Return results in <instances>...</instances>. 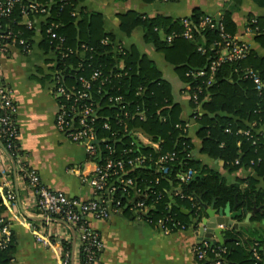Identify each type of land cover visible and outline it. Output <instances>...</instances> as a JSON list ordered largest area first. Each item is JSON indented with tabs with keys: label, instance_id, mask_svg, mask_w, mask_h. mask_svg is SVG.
Instances as JSON below:
<instances>
[{
	"label": "trees",
	"instance_id": "16d2710c",
	"mask_svg": "<svg viewBox=\"0 0 264 264\" xmlns=\"http://www.w3.org/2000/svg\"><path fill=\"white\" fill-rule=\"evenodd\" d=\"M31 1L38 8L44 7L47 10L42 15L31 11V30L25 29L20 23L19 9L14 10L10 18L0 19L2 29L15 33L18 38L31 44L32 48L36 34L34 21L41 19L39 33L42 40L39 48L44 53L56 49L55 38L51 34L64 39L63 47L79 51L78 58L75 55L64 61L57 60L56 70L60 71L65 85L80 88L77 78H88L94 71H99L101 78L105 79L101 95L96 93L97 82L92 84L90 92L91 100L101 105L99 117L97 116L94 124L98 139L95 145L101 156L92 160L101 165L107 156L123 161L139 156L146 159L141 167L126 168L115 183V190L101 194V199L110 197L113 204L119 202L121 208L127 198L125 192L129 189L123 182L131 179L141 193V198L135 204L142 202L147 208L143 213L137 210L141 218L174 230L181 225L187 226L188 218L179 212V208L170 205L167 189L171 182L179 188L173 200L179 207L191 210L194 217L202 215L200 203L209 205L214 200L215 207L218 208L227 202L232 204L236 198L249 209H262L253 216V220L261 221L264 218V188L258 186L259 179L264 181V88L259 94L253 80L246 76L247 70H252L264 85V57L248 50L243 60H224L209 85L207 75L194 76L197 71L208 70L210 62L224 46L226 36L234 38L236 26L231 10L239 6L240 0H233L234 7L221 15L217 29L200 26L201 20L208 15L198 8L193 9L188 17L177 19L161 16L150 18L134 12L120 14L117 19L120 31L126 35L135 28H142L144 41L156 50L163 51L166 60L173 64L179 79L184 83L187 94L190 97L194 93L198 95L201 114L195 116V122L198 125L196 137L201 142V153L221 159L231 171L241 167L251 169L254 176L244 180L247 186L243 190L239 184L227 185L216 171L201 167L193 158L194 146L188 136V123L181 119L180 106L173 103L169 84L162 80L153 63L140 56L135 49H124L121 54H115L112 49L115 37L103 29V17L100 14L86 12L80 7L83 0ZM254 2L264 8V0ZM184 19L191 23V40L181 36ZM247 27L255 34V42L264 48V15L248 17ZM47 30L50 32L47 33ZM169 35L175 36L170 43L166 41ZM103 39L108 40L106 45L101 43ZM81 45L85 48L81 49ZM199 47L205 52L201 53ZM119 61L123 62V68H114ZM79 63L80 69L77 68ZM70 71L74 73V77L70 83H66L69 80H66V75H70ZM109 96H120V105L109 104ZM189 102L196 107L191 100ZM137 114L142 116V120ZM103 124H108L109 129H103ZM130 131H139L157 143V149L143 146L136 151ZM246 131L250 132L248 136L243 134ZM0 140L6 148V141ZM11 145L18 146L17 140H12ZM7 151L13 159L16 157L14 151ZM168 153H173L174 159L164 164L168 167L164 174L160 171L158 160ZM188 170L192 171V178L183 184L178 175ZM195 175L200 177L193 180ZM115 179L117 178L113 180ZM5 212L6 208L0 200V214ZM0 220L3 221L0 229L3 225H9L6 217L0 216ZM10 233L7 247L0 249V264H11L13 260L15 238ZM224 237L226 241L223 246L217 243L205 249V259L209 263L217 259L215 252L223 248L225 254L220 260L225 264H254L250 251L253 243H258L264 258L263 238L251 243L241 241V237L233 230L225 231ZM62 246L70 249L68 243L62 242ZM80 258L82 259V255Z\"/></svg>",
	"mask_w": 264,
	"mask_h": 264
},
{
	"label": "crops",
	"instance_id": "0c3cea01",
	"mask_svg": "<svg viewBox=\"0 0 264 264\" xmlns=\"http://www.w3.org/2000/svg\"><path fill=\"white\" fill-rule=\"evenodd\" d=\"M80 5L88 13L100 14L105 32L113 34L115 42L126 51L135 49L140 56L151 61L161 74L162 80L169 84L173 103L180 106L181 119L188 123V136L194 146L193 158L201 167L216 171L227 185L239 184L241 190L245 189L247 184L244 180L254 176L251 169L241 167L231 171L221 159L201 153V142L196 137L198 125L195 122V116L201 114V109L193 107L189 102L185 85L179 79L173 64L166 60L163 51L156 50L144 41L142 28H135L126 35L120 31L117 19L118 15L126 12L150 18L161 16L177 19L188 17L195 8L207 15L221 17L225 11L234 7L233 0H83ZM231 11L236 26L234 37L243 41L250 51L264 57V48L255 42V34L247 30L248 17L263 16L264 8L259 7L254 0H240L239 6ZM41 22V19L34 21L36 34L29 53H24L17 47H9L7 53L0 57V83L11 98L19 148L13 159L0 140V200L4 206L3 191L13 195L10 209L5 206L6 212L0 216L7 218L8 227L15 238L11 264H60L59 249L41 246L36 242L33 232L60 235L64 232L61 227L68 231L66 234L70 237L68 244L71 261L78 264L79 245L76 231L62 222L46 224V220L36 210L35 196L27 187L22 172L25 168L35 170L43 186L80 202L99 199L93 188L84 182V179L95 173L96 163L90 159L82 143L67 140L55 125L57 103L50 92V78L56 70L57 58L53 52L44 53L39 48L42 40L39 33ZM70 69L73 70L71 66ZM72 77L74 73L70 71V75H66V80L69 79L66 83H70ZM131 134L136 151L143 146L157 149L158 144L139 131H132ZM135 143L141 148H137ZM196 176L200 177H194ZM117 181H111L110 193ZM258 186L264 188L262 179H259ZM128 188L125 192L126 201L121 208L108 201L109 219L100 220L90 214L82 218L98 235L102 244L96 264H200L193 253V247L200 242L195 232L197 230L198 233V228L192 229L188 219L187 226L181 225L174 230L166 227V232L162 225L144 221L135 209V201L141 198L140 189H136L133 183ZM171 191L173 199L179 188L170 182L168 196ZM173 207L179 208L181 214L184 210L188 211L185 207H179L175 201ZM258 209L256 213L262 210L260 207ZM254 215L247 227L236 232L241 241L251 243L264 239V218L256 221L253 220ZM244 219L245 215H242L236 221L242 223ZM226 231L231 230L226 228ZM213 241L214 245L218 243L216 238Z\"/></svg>",
	"mask_w": 264,
	"mask_h": 264
},
{
	"label": "built area",
	"instance_id": "2783aa9c",
	"mask_svg": "<svg viewBox=\"0 0 264 264\" xmlns=\"http://www.w3.org/2000/svg\"><path fill=\"white\" fill-rule=\"evenodd\" d=\"M163 2L168 0H161ZM19 6V8H18ZM19 9L21 15L20 23L27 30H31L33 23L31 22L30 15L31 11L37 14H46L47 10L44 7L38 8L37 5L31 0H0V19H7L13 15L14 10ZM183 32L181 36L184 39L191 40V23L188 19H184L182 22ZM201 27L209 28H219L214 17L205 16L200 23ZM247 30L250 29L247 27ZM50 30H47L49 33ZM52 38H55L56 49L53 50L55 57L59 61L67 60L69 57H73L79 54L78 49H71L63 47L64 39L62 37H57L55 34H51ZM174 35H169L166 41L170 43L174 38ZM102 44L106 45L108 43L107 39L101 41ZM9 47H17L24 53H29L31 51V44L27 43L22 38H18L17 35L9 30H3L2 25H0V57L4 56ZM81 49L85 46L81 45ZM112 49L115 54H121L124 49L121 45L116 42H112ZM201 53L205 50L201 47L198 48ZM247 45L237 38L225 37V44L217 53V57L213 59L208 67L207 71L200 70L194 73L196 77L208 76L207 84H211L215 73L221 62L227 61H240L243 60L248 52ZM81 64L77 65L80 69ZM117 69L123 68V62L119 61L116 63L115 67ZM246 76L253 80L255 89L259 94L260 90L264 88V85L258 78V75L252 71L247 70ZM62 75L60 71L55 70L54 74L50 78V92L57 103V110L55 114V125L59 133L64 135L67 140L77 143H82L87 151L88 156L92 160L93 158H98L101 156L99 153L96 142L97 134L95 131V121L97 116L99 117V109L101 108L100 103L92 101L91 89L94 82L98 83L97 94L101 95L102 87L104 85L105 79L101 78L99 71L92 72L88 78L79 76L77 81L80 83V88L74 85H65L63 83ZM189 100H191L196 108L200 107L198 102V95L196 93L192 94ZM206 98V97H205ZM109 104L120 105L122 98L120 96H109L107 98ZM13 115V105L9 92L0 83V138L6 141L7 147L14 151L16 154L19 150L18 146L11 145V141L17 140V134L14 127ZM126 115V114H125ZM139 119L142 120V116L137 114ZM118 117V115H116ZM103 129H109L108 124H103ZM132 131L129 132L130 135ZM249 131L243 132L244 135L248 136ZM111 154V150L109 149ZM16 156V155H15ZM174 159L173 153H168L158 160L161 165L160 171L162 173H167L168 167L165 163L172 162ZM145 158L142 156L135 158H128L126 161L121 159H111L110 157H105L103 164L97 165L95 173L84 179V182L89 184L95 193L99 195V199L90 202H80L76 198H70L65 196L61 192H56L50 190L49 188L43 186L40 182L39 176L35 170L30 168H25L22 170L23 177L27 184V187L32 191L35 196V206L39 214L46 220V224L49 222H62L66 225H70L77 233V242L79 245V260L78 264H96L97 255L102 249V244L99 237L94 233L85 222H81L82 218L88 214L93 215L95 218L100 220L109 219V211L107 208V203L112 199L106 197L101 199L100 195L103 193H110L109 181L114 178L120 179V177L125 173L126 168L141 167L144 165ZM163 164V166H162ZM192 178V171L188 170L182 172L178 175V179L181 183L186 184ZM132 180L128 179L123 182L125 187L132 185ZM115 189L112 188L111 192ZM13 200V195L6 193L5 199L3 200L5 206L9 210L11 201ZM116 207L120 206L119 202L114 204ZM136 210L140 212H145L147 209L142 202L136 204ZM3 221L0 220V223ZM222 227V226H221ZM63 233L60 235L49 234L42 235L37 232H33L35 240L43 247H57L60 251V264H73L71 261V255L69 249H64L63 243H69V235L66 234L68 231L61 227ZM166 229V227L164 228ZM10 229L7 225H3L0 229V249L7 247L10 242ZM167 232V229H166ZM196 237H198L197 230ZM210 246L209 241L205 238H201L200 242L193 247V253L195 260L199 263L208 264L209 261L205 259L206 248ZM251 256L254 260V264L263 263L264 258L261 256L258 243H253L250 247ZM225 254V249L221 248L215 252V257L217 259L211 261L209 264H225L220 260L221 256ZM82 255V259L80 258Z\"/></svg>",
	"mask_w": 264,
	"mask_h": 264
},
{
	"label": "water",
	"instance_id": "95a60500",
	"mask_svg": "<svg viewBox=\"0 0 264 264\" xmlns=\"http://www.w3.org/2000/svg\"><path fill=\"white\" fill-rule=\"evenodd\" d=\"M214 19L218 25L220 17L215 15ZM135 144L137 148H141L139 144ZM196 178H198V176L194 177L193 180ZM171 194L172 191L170 192L168 198L170 205L173 206L174 201ZM5 195L6 191H3V196ZM200 206L202 209V215L194 217L191 210H184L182 213L188 216L190 227L192 229L196 230V228H198V240H201V238L210 239V246L214 245V238L217 239L220 246H223L226 241L224 239L226 228L237 232L240 228L247 227L250 223L251 216L259 211L257 208L249 209L247 205L242 207L236 198L234 199L232 206L229 202H227L223 207L216 208L214 200H212L209 205L200 203ZM242 215H245L244 221L242 223L237 222L236 219H240ZM240 234L244 235L242 232H240Z\"/></svg>",
	"mask_w": 264,
	"mask_h": 264
}]
</instances>
